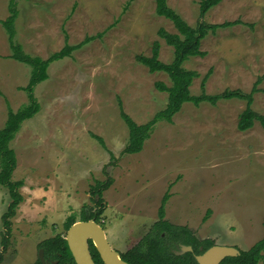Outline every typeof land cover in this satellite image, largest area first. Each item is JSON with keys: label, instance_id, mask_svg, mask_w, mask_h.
Here are the masks:
<instances>
[{"label": "rangeland", "instance_id": "1", "mask_svg": "<svg viewBox=\"0 0 264 264\" xmlns=\"http://www.w3.org/2000/svg\"><path fill=\"white\" fill-rule=\"evenodd\" d=\"M199 2L168 0L192 26ZM9 3L0 0V20L9 16ZM155 8L156 0H17L15 41L29 54L47 58L64 46L65 31L71 44L97 37L49 66L48 79L35 88L40 111L11 141L18 159L13 178L23 180V201L0 264H34L43 240L66 236L70 214L80 219L84 207L98 208L90 186L107 174L113 181L104 191L101 224L120 252L136 245L159 220L168 189L165 218L189 227L200 239L247 250L264 236V125L255 120L250 129H238L246 100L186 102L172 122L155 124L140 152L122 154L129 130L118 98L139 124L168 103V94L155 85H170L168 74L151 73L136 59L150 55L155 40L161 44L160 59H173V47L158 30L176 29ZM237 19L242 23L201 41L204 57L185 61L187 69L199 73L190 90L199 95L203 79L208 94L248 93L255 87L251 107L264 115V0H222L205 17L209 23ZM11 53L0 22V129L8 107L16 111L28 102L20 87L28 83L31 67ZM92 134L102 137L106 147ZM10 201L0 185V252L1 217Z\"/></svg>", "mask_w": 264, "mask_h": 264}, {"label": "trees", "instance_id": "2", "mask_svg": "<svg viewBox=\"0 0 264 264\" xmlns=\"http://www.w3.org/2000/svg\"><path fill=\"white\" fill-rule=\"evenodd\" d=\"M221 2L222 0H200L198 20L196 25L192 26L169 5L168 0H156V14L170 20L176 29L174 33L169 32L163 27L158 30V35L169 46L173 47V59L170 62H164L160 59L161 44L158 40L153 42L150 55L138 54L136 59L139 63L148 67L151 73L165 72L168 74L171 81L170 85L162 81L156 82L155 84L159 91L168 94V103L164 109L156 112L148 122L139 124L124 110L122 101L118 98L120 116L129 130L128 142L122 150V154L140 152L146 140L150 138L155 124L159 121L172 122L173 116L180 111L186 102H192L195 105L208 102L215 105L221 100L243 99L246 100L247 105L240 115L238 129L241 131L250 129L254 125L255 120H260L264 125V115L257 114L251 107L253 93L257 92V88L255 87L248 93L240 89H226L221 93L208 94L204 89L203 79V90L201 93L199 95H193L191 93L190 87L194 79L199 76V73L195 70L187 69L184 66L185 61L192 56L204 57L206 55L200 49V45L201 41L209 33H215L220 28H227L242 23L239 19L224 21L222 23L207 22L205 17L208 12ZM9 12V16L0 20V22L8 33L12 50L10 57L29 65L31 67V74L28 83L20 87V89L26 92L28 102L16 111L8 107V116L4 123L5 125L0 129V185L8 190L11 199L7 210L1 217L3 225L1 245L3 250L0 252V261L3 259V252L12 243V218L16 215L17 209L23 201V195L20 191V188L23 186V180H15L13 178L18 159L14 148L11 146V141L18 134L22 124L40 111L41 104L35 95V88L39 83L48 79L49 66L55 61L70 57L74 51L84 47L97 37L96 35L86 36L82 41L71 44L68 41V34L65 31L66 41L64 46L52 52L47 58H42L41 56L25 52L23 46L15 41V22L18 18L17 0H10ZM101 35V33L98 34V36ZM92 136L106 147L102 137L95 134H92ZM110 153L112 158H115L114 153ZM112 181V177L107 174V179L103 181L96 180L90 186L89 193L91 199L98 208L92 211L84 207L79 220L95 219L101 224L102 214L106 206L103 198L104 191L110 187ZM170 196L171 193L168 189L159 207V220L153 224L150 231L136 245L125 252H121L124 260L131 264H198L195 255L202 253L215 244V241L211 238L200 239L189 227L173 224L165 218L166 204ZM76 221L75 215L70 214L64 222L65 229L68 230ZM89 244L96 264H104L91 240ZM178 244L191 245L194 251L179 255L175 252L179 248ZM39 247L44 249L46 260L57 261V263L53 264H76L68 247L67 240L62 234H57L54 237L43 240ZM260 261L264 262V236L249 249L241 250L239 256L228 257L221 264H258ZM34 264L44 263L38 258Z\"/></svg>", "mask_w": 264, "mask_h": 264}, {"label": "water", "instance_id": "3", "mask_svg": "<svg viewBox=\"0 0 264 264\" xmlns=\"http://www.w3.org/2000/svg\"><path fill=\"white\" fill-rule=\"evenodd\" d=\"M65 239L76 264H96L90 251V240L104 264H131L122 258L119 250L112 247L104 227L95 219L76 221L68 228ZM189 251H193V247L183 244L177 253ZM240 254L241 250L236 246L214 244L195 257L198 264H221L226 258ZM39 257L44 264H50L44 257V250L40 249Z\"/></svg>", "mask_w": 264, "mask_h": 264}, {"label": "flooded vegetation", "instance_id": "4", "mask_svg": "<svg viewBox=\"0 0 264 264\" xmlns=\"http://www.w3.org/2000/svg\"><path fill=\"white\" fill-rule=\"evenodd\" d=\"M196 235V234H195ZM183 244H178V249H176L175 250V252L177 253L178 251H180L181 250V246H182ZM186 245V244H185ZM42 249V248H41ZM39 251H40V247H39ZM193 251H194V249H193ZM193 251H191V252H193ZM190 252V251H189ZM4 253V252H3ZM178 254V253H177ZM182 254H184V253H182ZM179 255H181V254H179ZM44 257H45V254H44ZM38 258L40 259V257H39V254H38ZM46 259V258H45ZM37 261V260H36ZM47 261V260H46ZM49 261V260H48ZM47 261V262H48ZM49 263L50 264H53V263H57V261L55 260V261H53V260H51V261H49Z\"/></svg>", "mask_w": 264, "mask_h": 264}, {"label": "crops", "instance_id": "5", "mask_svg": "<svg viewBox=\"0 0 264 264\" xmlns=\"http://www.w3.org/2000/svg\"><path fill=\"white\" fill-rule=\"evenodd\" d=\"M209 212H210V210H209ZM79 219H77V221H78ZM106 232V231H105ZM106 236H107V234H106ZM108 238V237H107ZM109 240V239H108Z\"/></svg>", "mask_w": 264, "mask_h": 264}]
</instances>
